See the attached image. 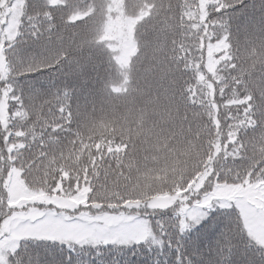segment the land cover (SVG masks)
<instances>
[{
	"label": "snow or ice",
	"instance_id": "6c2138e0",
	"mask_svg": "<svg viewBox=\"0 0 264 264\" xmlns=\"http://www.w3.org/2000/svg\"><path fill=\"white\" fill-rule=\"evenodd\" d=\"M0 264H264V0H0Z\"/></svg>",
	"mask_w": 264,
	"mask_h": 264
},
{
	"label": "trees",
	"instance_id": "16d2710c",
	"mask_svg": "<svg viewBox=\"0 0 264 264\" xmlns=\"http://www.w3.org/2000/svg\"><path fill=\"white\" fill-rule=\"evenodd\" d=\"M246 2H248V0H246ZM257 2H258V0H257ZM90 259H94V257H90Z\"/></svg>",
	"mask_w": 264,
	"mask_h": 264
}]
</instances>
